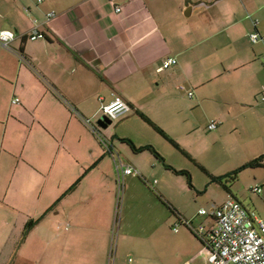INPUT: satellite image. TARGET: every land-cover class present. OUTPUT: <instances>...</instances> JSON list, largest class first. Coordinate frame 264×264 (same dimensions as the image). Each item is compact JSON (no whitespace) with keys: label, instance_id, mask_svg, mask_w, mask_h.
I'll list each match as a JSON object with an SVG mask.
<instances>
[{"label":"crops","instance_id":"crops-1","mask_svg":"<svg viewBox=\"0 0 264 264\" xmlns=\"http://www.w3.org/2000/svg\"><path fill=\"white\" fill-rule=\"evenodd\" d=\"M254 30L264 34V0H0V33L15 35L10 48L0 45V264H127L131 254L130 264H209L206 242L185 225L173 227L213 220L199 216L203 208L187 215L165 183L154 181L151 191L142 179L173 172L122 139L164 153L141 140L139 127L110 133L108 126L109 152L79 115L98 122L117 95L132 107L118 125L143 114L168 135L199 130L201 107L236 142L261 148L258 158L264 45L249 40ZM39 33L45 38L31 40ZM168 58L178 64L159 72ZM190 92L196 101L188 105ZM116 162L141 176L124 179L131 214L115 239ZM76 190L77 207H65ZM170 228L180 234L178 257L167 252Z\"/></svg>","mask_w":264,"mask_h":264},{"label":"rangeland","instance_id":"rangeland-1","mask_svg":"<svg viewBox=\"0 0 264 264\" xmlns=\"http://www.w3.org/2000/svg\"><path fill=\"white\" fill-rule=\"evenodd\" d=\"M195 101V97L188 98L185 96L184 102L188 105L194 104ZM185 111V114H189V109ZM195 114L199 130L187 133L185 130L179 128L173 130L170 134L168 133L181 146L184 148L186 146V149L191 151L195 161L175 149L140 117L131 119L130 123L125 122V124L121 123L119 125L116 121H113L109 125L108 132L117 133L119 131L118 133H126L127 131H131V127L132 130L134 127L137 129L138 127L141 128L142 141L154 143L153 145L157 146L164 153L163 157L166 159L167 164L178 170H186L191 174L194 189L189 188L185 176L167 173L164 169H161L164 175L146 176V180L142 179L151 188V191L155 189L154 181L169 185L174 190L179 205L185 208L187 215H194L201 208L210 209L212 205H221L230 198H238L243 201L247 209L264 216V167L246 169L239 173L236 179H226L222 183L212 182L211 179V176L219 177L232 173L244 164L256 159L257 155L261 153V148L253 145L245 146L240 141L236 142L235 138L237 134L230 130L225 131L220 126L217 130L209 131L208 125L211 122H209L208 115L201 107L195 111ZM117 125L118 127L116 128ZM89 131L96 137L90 129ZM147 165H149L148 161H146ZM201 166L209 174L202 171ZM119 185L118 201L116 202V225L113 232L115 239L120 236L122 218L125 217L129 221L131 214L129 207L126 206L124 183L122 185L120 183ZM257 186L262 188L261 194L253 191V188ZM64 206H71L70 208L77 207V190L64 201ZM138 220H141V218L134 217V221ZM170 229L172 230V228ZM170 229H164L169 241L167 252L172 257H178L182 253L177 242L180 234H175ZM134 259L136 260L135 255H129L126 258L127 264H130ZM110 264L112 263L110 262Z\"/></svg>","mask_w":264,"mask_h":264},{"label":"built area","instance_id":"built-area-1","mask_svg":"<svg viewBox=\"0 0 264 264\" xmlns=\"http://www.w3.org/2000/svg\"><path fill=\"white\" fill-rule=\"evenodd\" d=\"M117 12H121L122 8L117 7ZM56 14L49 13L47 21H51ZM255 26L258 22L254 21ZM44 33L31 35V40L44 39ZM15 39V35L11 31H3L0 33V45L10 48L11 42ZM249 40L253 44L262 43L264 45V34L259 30H254L249 34ZM19 57L23 62L26 58L20 52ZM264 62V56H263ZM176 58H168L158 69L159 72L168 70L177 65ZM184 89L183 87H181ZM192 97L193 93L190 92ZM264 102V95L262 96ZM18 98L13 100V104H19ZM132 110L131 105L122 97L115 95L107 104L102 106V116H107L112 121L128 115ZM79 115V113H77ZM82 122L96 135L103 146L112 152V139L107 137L98 123L91 119L79 115ZM220 126L219 122H211L208 126L209 131L217 130ZM116 169L119 178V184L124 183V179L129 175L141 176V173L131 165H125L122 162H116ZM254 192L262 193L259 186L253 188ZM199 216H205L213 220V225L207 227L202 223L195 226L193 220L185 219L176 223L173 227L175 232L179 231L181 225L190 228L194 234L204 242H206L209 250V264H264V216L248 210L244 205L236 199H228L221 205H213L210 209H201Z\"/></svg>","mask_w":264,"mask_h":264},{"label":"trees","instance_id":"trees-1","mask_svg":"<svg viewBox=\"0 0 264 264\" xmlns=\"http://www.w3.org/2000/svg\"><path fill=\"white\" fill-rule=\"evenodd\" d=\"M141 117L143 120H145L147 123H149L150 125L153 126V128L160 134L162 135L164 138H166L175 148H177L184 156L190 158V156L188 155V153H186L183 149H181V147L179 146V144L173 140L172 138H170L161 128H159L158 126H156L148 117H146L145 115L141 114ZM122 141L128 143L135 151L138 152H143V151H150L152 152L155 157L157 159H159L164 166L166 167L167 170L172 171L174 174L179 175V176H185L188 180V183L190 185L191 188H194L193 184H192V177L191 174L186 171V170H178L174 167H172L171 165L167 164L165 161V158L160 155L152 146H146V147H142V148H136V146L134 145V143L129 140V139H122ZM259 167H264V155H261L260 157L246 163L245 165H243L242 167H240L239 169L235 170L232 173H229L227 175L224 176H211L212 182H218V183H222L224 180H228V179H236L239 175V173H241L242 171L249 169V168H259ZM202 171H204L205 173L209 174V172L203 167L201 166ZM77 185V184H76ZM73 186L74 187H76ZM72 188V189H73ZM37 223V221H30L27 224V231L33 227L35 224Z\"/></svg>","mask_w":264,"mask_h":264},{"label":"water","instance_id":"water-1","mask_svg":"<svg viewBox=\"0 0 264 264\" xmlns=\"http://www.w3.org/2000/svg\"><path fill=\"white\" fill-rule=\"evenodd\" d=\"M97 123L102 128H107L112 123V120L107 116H101Z\"/></svg>","mask_w":264,"mask_h":264}]
</instances>
